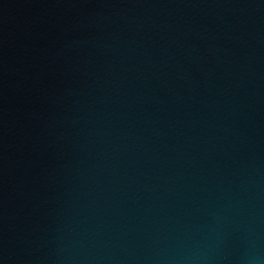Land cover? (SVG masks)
<instances>
[{"label":"water","instance_id":"water-1","mask_svg":"<svg viewBox=\"0 0 264 264\" xmlns=\"http://www.w3.org/2000/svg\"><path fill=\"white\" fill-rule=\"evenodd\" d=\"M0 264H264V0H0Z\"/></svg>","mask_w":264,"mask_h":264}]
</instances>
